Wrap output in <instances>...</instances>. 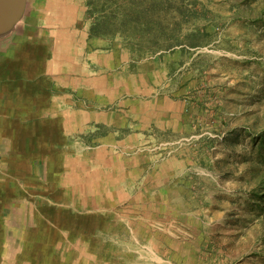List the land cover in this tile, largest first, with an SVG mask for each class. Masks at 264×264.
<instances>
[{
  "label": "rangeland",
  "instance_id": "rangeland-1",
  "mask_svg": "<svg viewBox=\"0 0 264 264\" xmlns=\"http://www.w3.org/2000/svg\"><path fill=\"white\" fill-rule=\"evenodd\" d=\"M20 32L0 264H264V0H30Z\"/></svg>",
  "mask_w": 264,
  "mask_h": 264
},
{
  "label": "water",
  "instance_id": "water-1",
  "mask_svg": "<svg viewBox=\"0 0 264 264\" xmlns=\"http://www.w3.org/2000/svg\"><path fill=\"white\" fill-rule=\"evenodd\" d=\"M29 5L30 0H0V52L16 41Z\"/></svg>",
  "mask_w": 264,
  "mask_h": 264
},
{
  "label": "trees",
  "instance_id": "trees-1",
  "mask_svg": "<svg viewBox=\"0 0 264 264\" xmlns=\"http://www.w3.org/2000/svg\"><path fill=\"white\" fill-rule=\"evenodd\" d=\"M92 36H98L96 31H91ZM256 144V145H255ZM254 144V146L257 147V157H258V166L261 167V174L263 177L260 178V181L258 183V189L256 191V196L258 199V202L263 204L264 206V129L263 131L257 135V141Z\"/></svg>",
  "mask_w": 264,
  "mask_h": 264
},
{
  "label": "crops",
  "instance_id": "crops-1",
  "mask_svg": "<svg viewBox=\"0 0 264 264\" xmlns=\"http://www.w3.org/2000/svg\"><path fill=\"white\" fill-rule=\"evenodd\" d=\"M20 34H21V32L19 33V35H18V37L20 36ZM17 37V38H18ZM18 45V42H17V39H16V41L10 46V47H8L7 49H5V50H3V51H1L0 52V58H2V57H4V56H6L8 53H9V51L15 46H17ZM13 46V47H12ZM5 59L7 58V57H4ZM16 58V57H15ZM13 58L12 59V62H16V60H18V58ZM14 66H16V65H14V63H12L11 64V66H8V67H5V65L4 64H0V86H6V82L7 81H12L13 79L14 80H16L15 79V75H16V70H15V68L16 67H14ZM13 67V68H12ZM7 76H8V78H7ZM9 77L11 78V79H9ZM13 80V81H14ZM17 82H15L14 84H16ZM19 87V86H18ZM16 90V89H15ZM4 92L5 91H3V94H4ZM4 101V105L6 106V101H8V100H5V99H3V98H0V101ZM10 102V101H9Z\"/></svg>",
  "mask_w": 264,
  "mask_h": 264
}]
</instances>
